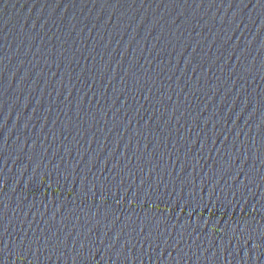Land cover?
I'll list each match as a JSON object with an SVG mask.
<instances>
[{"label":"water","instance_id":"water-1","mask_svg":"<svg viewBox=\"0 0 264 264\" xmlns=\"http://www.w3.org/2000/svg\"><path fill=\"white\" fill-rule=\"evenodd\" d=\"M0 264H264V0H0Z\"/></svg>","mask_w":264,"mask_h":264}]
</instances>
